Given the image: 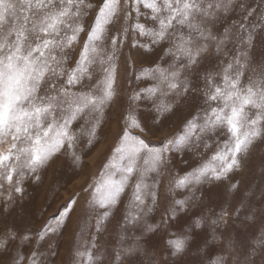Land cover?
<instances>
[{"label": "snow or ice", "instance_id": "snow-or-ice-1", "mask_svg": "<svg viewBox=\"0 0 264 264\" xmlns=\"http://www.w3.org/2000/svg\"><path fill=\"white\" fill-rule=\"evenodd\" d=\"M126 44L146 53L162 48L163 54L141 70L150 83L129 96L116 142L84 189L89 208L97 210L92 227L105 230L123 205L113 251L121 261L143 251L147 234L189 215L186 228L167 240L183 255L206 223L226 226L245 208L242 199L231 213L224 207L215 213L202 189L241 171L254 144L264 141V0H0V205L14 207L25 184L40 182L58 154L81 163L77 146L82 138L88 148L98 141L118 95ZM130 62L129 56L126 68ZM139 102L154 113L153 125L180 104L191 111L154 145L145 138L150 128L140 118ZM173 152H191L197 162L172 175L169 202L152 222ZM239 189V180L229 183V191ZM75 204L71 199L38 231L3 224L0 264H52L58 253L51 244L45 250L44 242L62 234ZM85 231H91L86 219L81 241ZM212 239L223 241V248L211 264H256L264 255V230L246 245L223 233ZM107 255V248L85 241L74 244L71 264H105Z\"/></svg>", "mask_w": 264, "mask_h": 264}, {"label": "rangeland", "instance_id": "rangeland-1", "mask_svg": "<svg viewBox=\"0 0 264 264\" xmlns=\"http://www.w3.org/2000/svg\"><path fill=\"white\" fill-rule=\"evenodd\" d=\"M138 39L141 43L147 42L146 38ZM162 54V48L146 53L142 48L126 44L119 62L118 95L107 111L106 121L98 134V141L88 148L85 146V138H82L77 146V154L82 157L81 163H75L72 156L66 152L58 154L41 171L40 182L28 181L25 184L24 195L14 207L5 211L0 205V227L7 223L20 231L25 229L38 231L50 216L57 213L71 199H76L75 210L70 214L71 218L67 221L62 234L44 242L45 250L51 244L58 253L52 264H71L74 244L85 241L100 250L108 249L105 264H211L212 259L223 248V241L219 239L214 241L213 235L218 237L223 233L225 238L232 237L238 245H246L264 230V141H257L254 144L241 171L230 176L228 180L203 185L205 204L215 213H219L221 207L231 213L242 199L245 208L238 217L230 219L226 226L220 225L213 229L206 223L203 229L196 232L192 248L183 255L175 254L167 240L170 238V232L181 233L186 228L191 219L189 215L182 214L176 220L170 221L167 228H162L154 234H147L142 242L143 251L121 261L114 260L113 251L116 248L118 222L121 219L123 205L115 212L114 218L110 220L105 230L97 232L92 227L97 210L89 208L87 203L89 197L84 189L90 179L99 173L116 142L121 118L131 103L129 96L133 90L142 89L150 83L148 78L143 77L141 70L151 68ZM129 56L131 62L126 68L125 61ZM137 76L141 78L137 79ZM137 106L142 122L150 128L145 138L154 145H159L163 139L175 132L191 111L189 106L180 104L174 114L162 119L159 125H153L154 113L150 108L144 102H139ZM210 154L204 153V158ZM169 160L160 177L159 209L150 217L152 222L160 220L169 202L166 189L172 175L177 172L183 174V171L195 166L197 162V158L191 152L170 153ZM236 180L240 181L239 191H229V183ZM174 195L176 198H182L179 190H176ZM194 211L199 214L201 209L197 208ZM250 214L254 215V221L247 218ZM85 219L91 231H85L84 241H81L80 224ZM205 239L207 244L203 245L204 250L197 251V246ZM30 250L25 248L26 252ZM256 264H264V255L257 256Z\"/></svg>", "mask_w": 264, "mask_h": 264}]
</instances>
